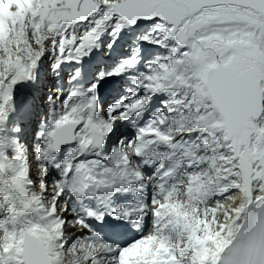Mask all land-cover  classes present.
Returning a JSON list of instances; mask_svg holds the SVG:
<instances>
[{
    "label": "snow or ice",
    "instance_id": "snow-or-ice-1",
    "mask_svg": "<svg viewBox=\"0 0 264 264\" xmlns=\"http://www.w3.org/2000/svg\"><path fill=\"white\" fill-rule=\"evenodd\" d=\"M0 23V174L37 186H0L34 216L0 213V264H264V0H0Z\"/></svg>",
    "mask_w": 264,
    "mask_h": 264
},
{
    "label": "bare ground",
    "instance_id": "bare-ground-1",
    "mask_svg": "<svg viewBox=\"0 0 264 264\" xmlns=\"http://www.w3.org/2000/svg\"><path fill=\"white\" fill-rule=\"evenodd\" d=\"M3 25V24H2ZM1 29V27H0ZM33 176L35 177V173H33ZM32 191L34 192V188L32 187H29V186H23L22 188H19V192L20 193H23V194H29V192ZM235 202V198H233V200L229 201L228 203H226V206L225 207H230L233 203ZM217 219L221 222V223H224V218L223 216H217ZM43 232V230H42ZM44 235L45 236H48L49 234L47 232H44Z\"/></svg>",
    "mask_w": 264,
    "mask_h": 264
},
{
    "label": "rangeland",
    "instance_id": "rangeland-1",
    "mask_svg": "<svg viewBox=\"0 0 264 264\" xmlns=\"http://www.w3.org/2000/svg\"><path fill=\"white\" fill-rule=\"evenodd\" d=\"M3 11H4V13H7V8L5 7ZM0 27H1L0 35H2L5 32V27H4V25H2V23H0ZM24 186H26V185H24Z\"/></svg>",
    "mask_w": 264,
    "mask_h": 264
}]
</instances>
